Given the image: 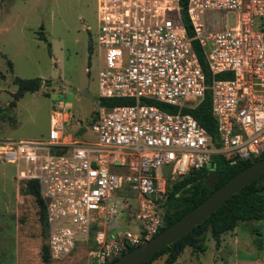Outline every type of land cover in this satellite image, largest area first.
Wrapping results in <instances>:
<instances>
[{"label": "built area", "instance_id": "1", "mask_svg": "<svg viewBox=\"0 0 264 264\" xmlns=\"http://www.w3.org/2000/svg\"><path fill=\"white\" fill-rule=\"evenodd\" d=\"M207 11L233 13L234 24L208 29ZM97 17L98 97L134 103L100 106L90 123L77 120L68 131L73 117L60 102L44 136L0 139V162L14 164L24 185L38 183L55 261L78 250L87 251L88 264L112 261L161 230L173 181L208 168L215 155L235 163L264 151V0H187L185 7L180 0H97ZM206 90L215 139L186 111ZM123 212L137 231L119 230Z\"/></svg>", "mask_w": 264, "mask_h": 264}, {"label": "rangeland", "instance_id": "2", "mask_svg": "<svg viewBox=\"0 0 264 264\" xmlns=\"http://www.w3.org/2000/svg\"><path fill=\"white\" fill-rule=\"evenodd\" d=\"M224 21L232 26L234 14L207 11L208 29L219 30ZM97 28V0H0V139L44 136L60 102L73 117L65 124L68 131L76 130L77 120L90 123L100 108L98 62L89 49H95ZM40 32L51 44V54ZM15 77H39L41 84L14 99ZM16 173L14 164L0 162V264H42L47 239L40 212ZM214 178L209 172L205 180L210 184ZM128 204L132 212L137 210L136 197ZM126 218L124 212L118 217L119 230L137 231L138 223ZM203 242L205 251L188 246L173 264H264V220L238 222L222 234L218 246L209 232ZM49 264H88L87 251L62 261L50 258Z\"/></svg>", "mask_w": 264, "mask_h": 264}, {"label": "trees", "instance_id": "3", "mask_svg": "<svg viewBox=\"0 0 264 264\" xmlns=\"http://www.w3.org/2000/svg\"><path fill=\"white\" fill-rule=\"evenodd\" d=\"M186 2L187 0H180V4L183 7L186 6ZM182 11L185 14V10L183 9ZM184 19L188 33L192 34L187 19L185 17ZM39 39H43L47 42V48L51 54V44L47 41L43 32H40ZM193 46L202 65L206 81L210 82L212 75L208 69V66L206 65L204 55L196 41L193 42ZM89 49L91 52V45L89 46ZM216 77L227 78L228 74L219 73L216 75ZM14 82L17 85V91L14 93V99H18L26 92L37 91L41 84V78L35 77L23 79L20 77H15ZM98 102L100 106L110 108L114 106L131 104L134 103V100L126 97H98ZM147 102L156 104L163 109L170 111L174 110L172 106H166V104L161 102L153 100ZM186 110L192 114L199 124H201L214 139L216 138L217 124L211 112L209 90L205 91L203 100L194 109ZM262 157H264V151L258 157L254 158V160L260 159ZM213 161L216 164L214 170H210L207 167L192 170L182 179L175 180L171 183L165 203L164 225L161 230L180 218L187 210L205 199L212 191L222 185L238 171L252 163L251 159L229 163V161H226L222 156L218 155L213 156ZM209 172L215 175L213 182L210 184L205 180V177ZM24 191L35 198V202L40 212L42 236L47 239L45 207L39 196L37 181H28L24 185ZM250 220H264V174H262L248 186L244 187L238 193L229 197L220 208H218L199 225L194 227L181 239L168 246H165L156 252L148 261L142 264H150L152 260L161 256L163 253H168V257L164 264H173L177 261L183 250L188 246L201 252L205 251L206 245L204 244L203 239L206 232L210 233V236L216 242V246H218L221 242L222 234L233 230L238 222ZM132 248L133 247H129L126 251ZM42 249V264H49L50 254L47 240L46 243L43 244Z\"/></svg>", "mask_w": 264, "mask_h": 264}, {"label": "water", "instance_id": "4", "mask_svg": "<svg viewBox=\"0 0 264 264\" xmlns=\"http://www.w3.org/2000/svg\"><path fill=\"white\" fill-rule=\"evenodd\" d=\"M215 162L209 163L208 168L213 169ZM264 174V157L254 160L252 163L238 171L222 185L212 191L205 199L187 210L180 218L162 229L159 233L144 240L139 245L122 253L116 259L106 264H142L148 261L156 252L168 246L199 225L232 195L238 193L244 187L251 184ZM168 253L152 260L150 264H164Z\"/></svg>", "mask_w": 264, "mask_h": 264}]
</instances>
